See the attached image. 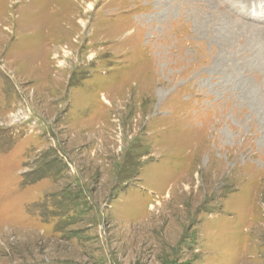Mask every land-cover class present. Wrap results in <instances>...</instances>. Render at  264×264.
I'll return each instance as SVG.
<instances>
[{
    "label": "rangeland",
    "instance_id": "obj_1",
    "mask_svg": "<svg viewBox=\"0 0 264 264\" xmlns=\"http://www.w3.org/2000/svg\"><path fill=\"white\" fill-rule=\"evenodd\" d=\"M0 264H264V0H0Z\"/></svg>",
    "mask_w": 264,
    "mask_h": 264
}]
</instances>
